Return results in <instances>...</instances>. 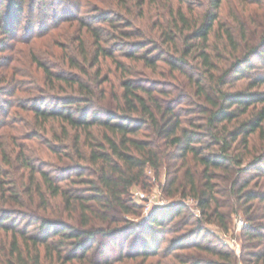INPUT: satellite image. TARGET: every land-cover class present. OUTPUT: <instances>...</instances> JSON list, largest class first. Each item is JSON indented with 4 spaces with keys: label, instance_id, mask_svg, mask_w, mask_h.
Masks as SVG:
<instances>
[{
    "label": "trees",
    "instance_id": "16d2710c",
    "mask_svg": "<svg viewBox=\"0 0 264 264\" xmlns=\"http://www.w3.org/2000/svg\"><path fill=\"white\" fill-rule=\"evenodd\" d=\"M22 1L11 2L9 10L21 12ZM227 2L232 21L224 11ZM252 3L258 1L113 0L111 8H93L91 19L99 24L72 16L88 31L94 53L90 56L80 35L59 44H68L63 53L68 71L77 67L89 80L73 71L53 72L34 57L45 85L57 82L73 94L52 100L44 93L23 96L8 105L29 110L35 128L58 120L61 132L53 134L55 146L49 145L54 164L43 159L36 165L25 153L16 155L20 177L28 171L22 188L6 182L0 167V264H264V90H252L264 83V72L246 74L250 60L264 53V30L257 42L247 37L250 18L262 28L250 16ZM10 17L0 11L3 32H16L6 21ZM102 22L111 29L105 31ZM49 25L43 22L42 31ZM1 46L0 41V51ZM100 58L120 71L119 92L104 86L110 78L101 75ZM123 59L141 62L151 73L159 61L166 63L185 91L172 94L147 75L133 76ZM83 61L98 66L91 73ZM14 76L8 80L14 91L28 92L27 80ZM244 76L245 89L225 88ZM183 101L188 106L181 107ZM0 112L2 128L12 125L18 110L2 103ZM37 128L29 133L37 136L42 129ZM255 135L259 146L250 144ZM162 167L168 196L196 199L201 216L192 214L189 228L191 216H180L182 201L156 207L141 221L126 218L140 216L142 209L132 187H145L146 170L156 175ZM234 208L245 219L239 254L205 226L227 230ZM171 232L179 236L161 248Z\"/></svg>",
    "mask_w": 264,
    "mask_h": 264
},
{
    "label": "rangeland",
    "instance_id": "374dc122",
    "mask_svg": "<svg viewBox=\"0 0 264 264\" xmlns=\"http://www.w3.org/2000/svg\"><path fill=\"white\" fill-rule=\"evenodd\" d=\"M13 1L14 0H0L1 13L4 16H6L8 13L9 15L11 14L12 17H10L9 20L6 19V21L9 26H12L16 30V32L12 33V31L3 32V27L2 29H0V41L2 43L1 47H3V50L0 51V105L4 103V106L10 108L11 112L13 110H18V113L15 114L16 116H14V121L11 122L12 125L10 127L5 126L0 128V167L2 171L1 176L5 178L6 182H12L11 185H13L14 182H18L19 187L21 186L22 188V186L27 185V182H29L27 179L28 171L25 172L23 177H20V175L23 173V169L19 167V162L16 160V155L19 153H25L26 155L31 157V160L33 161V163H36V165H38L43 159L48 160L47 162H52L54 164V162H56V159L54 158L53 154L56 153H51L49 145L52 146L56 144V141H54L53 139V134H60L61 123L56 119H50V121H47L44 125L46 126L45 130H43L44 126L42 127V125L39 124L37 125V127H41L42 129L39 128L41 130L38 132L37 136H32V133H29V131L34 129L37 130L38 128H35L36 121L30 116L31 112L29 110L21 111V108L18 106L11 107L8 105L15 100L20 101L23 96H38L39 94L44 93L45 95H47L46 100H52L50 96L53 97V95L63 96L65 94H73V91H71V88H69V86L64 87V89L62 88V86L59 87V83L57 82L54 87H52L51 84L45 85L40 78L42 77V70L33 68L36 67L34 57L48 65L53 72L62 70H66L67 72L68 69L66 66L68 65V62L65 60L63 53L66 52L65 48L68 46V44L64 48L60 47L59 42L62 41L68 43V40H75V36L77 35H80V37L84 39L87 50L89 51L91 56V54H93L95 50V46L92 43L91 37L88 31H86V28L82 27V24H80L78 20H74L72 16L85 18L87 22L90 23L93 21L91 19V16H93V14H96V11H93V8H95V6H100L103 9L111 8L113 7V0H102L104 1L103 4L101 3V0H23V10L21 12H16L13 8L10 9L11 12H9V8H11L9 5ZM252 1H258V3H252V7L256 13L253 12L250 16L255 17V20H257L256 22H259L262 25V28H259L260 25L253 24L251 22L254 18H250L251 21L249 20L251 23V29L247 30V37L249 38V40H253L254 43L257 42L258 39H260V31L264 30V0ZM231 6L232 5L228 2L224 4V11L230 13V21H232L231 14H233ZM83 11H85V13ZM69 17L72 18L70 20H66ZM136 20L137 23L145 22V18H138ZM43 22L50 24L44 29L46 31H42ZM94 22L95 24H99L97 23L98 21H93V23ZM54 24H56L55 27L53 26ZM100 24L105 27V31H109V29H111L110 26H108L106 23L102 22ZM2 25L4 26V20ZM255 30L256 32H258V34L253 33V31ZM104 36H106V33L103 31V37ZM212 36L213 37L211 38V42H213L215 46H218L216 37H214V35ZM70 44L76 45L77 43L73 42ZM161 47L165 48L168 46L162 45ZM68 48L69 47H67V49ZM169 50H172V48L169 47ZM117 54L118 53L116 52V55ZM160 54L162 58H165V53ZM123 61L126 63L128 68L133 70V76L147 75L154 81L159 83L161 82L163 86H166V88L169 87L172 90V94H177L179 90L185 91L184 85L182 86V88L176 85V81L174 80L173 75L170 74L168 65L162 61L158 62L157 70L153 73H151L149 69L143 68L141 62H135L128 59H123ZM84 64L91 73H93V71H95L97 68L96 66L99 65L101 67V75L108 74L110 78V82L105 84L104 86L107 88V90L114 89L115 91L119 92L120 89L118 79L120 78V71H117L114 65H111L109 59L100 58L99 64L97 63L98 65L95 64L92 67L88 65L89 63L86 64V62L83 61V65ZM250 66L251 72H246V74L249 73L253 75L258 72H264V53L251 59ZM69 70L71 72L73 71V73L77 74L84 81L89 80L87 79V77L89 76H86L84 72L79 71L77 67H71ZM31 72L32 76L24 75ZM195 72L197 73L196 69ZM11 76L27 80L28 82L25 80L23 81H25L26 84L29 83V91H14V85H12L11 83L8 84V80ZM248 80L249 79L244 76L241 79L235 80V83L233 85H229L225 88L232 92L245 89ZM252 90H264V83L260 84ZM12 92L14 95H12ZM19 95H21V97H18ZM45 95L43 96L44 98ZM108 100L109 99L102 98V100L99 101H101L102 103H106ZM48 104L49 102H45L42 106H46ZM187 104L188 101H183L180 106L186 107L188 106ZM1 117L2 114L0 115V118ZM9 117H11V115H9ZM4 119L8 118L5 117ZM258 139L259 138H257V136L255 135L254 137H252L250 144H256L257 146H259L260 140ZM4 155L7 156V158H3V160H1L2 156ZM175 160L176 159H174V161ZM188 161L190 162L193 170L196 169L193 165V162L191 160ZM177 162L179 164L180 161L178 160ZM46 168H49L50 171L53 170L50 164L47 165ZM183 170L184 167L180 169L179 173L181 174ZM165 173V167H162L159 173L156 175H154V173L150 169L146 170L148 179L145 187H142V185L132 187V196L134 200H136L137 203L140 204L142 208L141 214L138 217L133 215H126V218L141 221L142 218H147L151 211L156 207L162 208L164 206H171L178 201H182L185 205V208L184 212L180 214V216H183L184 213V216L186 217L191 216L189 224L186 225V228H189L192 226L191 222L194 220V217L201 216V212L196 206V199L192 196H168L164 189L166 185ZM137 192L144 193L145 197L140 198ZM192 214L194 217L192 216ZM178 217L179 216H177L176 218ZM243 223H245L243 214L238 209L234 208V211L231 213V222L228 225L227 230H222L218 225L214 223H208L205 226L209 230V232H212L216 235L218 240L229 244V246L236 252V254H239L241 243L238 235ZM180 232L183 233L184 230L179 231V233ZM179 233L171 232L167 234L165 236V239L160 243L161 248L168 246L175 236H179ZM202 236L200 235V240H203ZM231 238L235 239L234 243H228L230 242ZM109 251L112 254L117 250L109 248Z\"/></svg>",
    "mask_w": 264,
    "mask_h": 264
},
{
    "label": "built area",
    "instance_id": "2783aa9c",
    "mask_svg": "<svg viewBox=\"0 0 264 264\" xmlns=\"http://www.w3.org/2000/svg\"><path fill=\"white\" fill-rule=\"evenodd\" d=\"M137 194H138V196L140 197V198H144L145 197V194L144 193H142V192H137ZM241 223V222H240ZM242 224V223H241ZM243 225H245V223H243ZM242 225V226H243ZM234 241H235V239H233V238H231L230 239V242H228V243H234ZM226 242V241H225Z\"/></svg>",
    "mask_w": 264,
    "mask_h": 264
}]
</instances>
